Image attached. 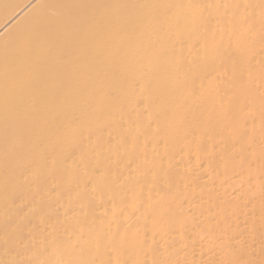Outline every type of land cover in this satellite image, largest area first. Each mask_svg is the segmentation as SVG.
<instances>
[{"label": "bare ground", "instance_id": "1", "mask_svg": "<svg viewBox=\"0 0 264 264\" xmlns=\"http://www.w3.org/2000/svg\"><path fill=\"white\" fill-rule=\"evenodd\" d=\"M0 264H264V0H0Z\"/></svg>", "mask_w": 264, "mask_h": 264}]
</instances>
